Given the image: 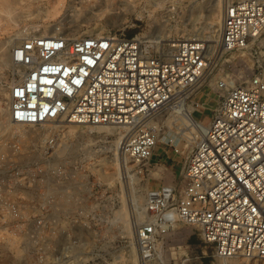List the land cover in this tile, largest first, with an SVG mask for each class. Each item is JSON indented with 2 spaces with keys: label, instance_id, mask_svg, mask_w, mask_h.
I'll return each instance as SVG.
<instances>
[{
  "label": "built area",
  "instance_id": "1",
  "mask_svg": "<svg viewBox=\"0 0 264 264\" xmlns=\"http://www.w3.org/2000/svg\"><path fill=\"white\" fill-rule=\"evenodd\" d=\"M68 26L10 40L13 67L0 100V244L23 238L21 252L60 251L61 221L110 220V198L102 194L97 205L93 159L88 168L66 146L62 155L67 126L122 129L120 156L144 173L159 118L187 108L198 125L195 113L209 111L208 122L183 161L181 185L147 190V218L136 227L140 261L168 264L159 246L179 226H192L222 264H264V0H234L223 9L218 48L244 56L250 76L218 77L213 107L209 95L199 96L217 55L205 40L173 37L154 49L152 39L126 28L74 36ZM179 140L167 143L175 155Z\"/></svg>",
  "mask_w": 264,
  "mask_h": 264
},
{
  "label": "rangeland",
  "instance_id": "2",
  "mask_svg": "<svg viewBox=\"0 0 264 264\" xmlns=\"http://www.w3.org/2000/svg\"><path fill=\"white\" fill-rule=\"evenodd\" d=\"M231 1L234 0H0V100L7 96L6 85L13 67L10 61L12 36L23 32L44 34L66 23L74 26L70 28L74 36L126 28L128 34L138 32L152 40H160L156 39L159 32L165 40L173 37L205 40L211 48H215L217 55L213 62L214 70L199 96L203 101L205 94L209 95L208 107H213L216 104L214 88L218 77L240 82L250 76V63L244 56L226 54L218 48L222 12ZM101 2L113 7L123 3L126 8L124 11L105 8L102 13L93 10ZM5 8L9 11H4ZM90 9L95 13L91 18L85 16ZM188 110H178L179 114L175 117L164 114L159 118L158 145L144 173H140L131 159L120 156L119 143L128 134L122 129L108 124L67 126L64 138H61L62 155L63 146H66L64 151L71 153V160L78 159L82 166L88 168L93 159L101 183L97 188V205L100 208L104 200L101 195H107L112 203L111 218L107 222L100 219L61 221L60 251L21 252L17 249L23 238H9V242L0 244V264H142L136 227L147 218V190L162 183L181 185L183 161L193 148L198 135L196 131L208 122L209 111L195 113L202 123L198 125L190 118ZM16 130L33 131L18 126ZM174 137L180 139V155H175L167 144ZM106 170L108 175L104 177ZM81 224L85 228H81ZM201 250L210 264H222L212 257L213 249L202 244L192 226H179L159 246L158 255L168 264H181L186 257L190 258L186 264H198L201 260L197 259L201 254L198 251Z\"/></svg>",
  "mask_w": 264,
  "mask_h": 264
},
{
  "label": "bare ground",
  "instance_id": "3",
  "mask_svg": "<svg viewBox=\"0 0 264 264\" xmlns=\"http://www.w3.org/2000/svg\"><path fill=\"white\" fill-rule=\"evenodd\" d=\"M5 10H8V11H9L8 8H5L4 11H5ZM90 10H91V9H90ZM93 10H97L98 12H101V13H102L103 11H105V9L103 10V7H96V8H94ZM93 10L88 11V12L86 13L85 16H87V17L89 16V18H91V17H90L91 15H94V16H95V13H94ZM98 12H97V13H98ZM70 15H71V14H70ZM85 18H86V17H85ZM89 18H88V19H89ZM92 18H93V17H92ZM75 20H76V19H75ZM70 21H72V20H70ZM73 21H74V20H73ZM214 23H215V22H214ZM217 24H218V23H217ZM71 26H72V25L68 26L69 30H71V29H70ZM47 27L49 28V26H47ZM47 27H46V29H47ZM72 27H74V26H72ZM213 32L215 33V31H213ZM48 33H49V32H48ZM48 33H44V34H48ZM44 34H39V35H44ZM215 35L217 36V34H215ZM157 38H159L160 40H153V48H154V49H157L158 47H160V45L162 44V41L165 40V39H163V35L160 36V32H159V36H156V39H157ZM142 41H143V42H147V39H143ZM10 61H11V58H10ZM5 99H6V96L2 98L3 101H5ZM177 114H179V113H177ZM174 117H175V116H174ZM174 122H175V120L173 121V123H174ZM204 128H205V127L200 128L198 132L196 131V133H198L199 135H201V134L203 133V131H204ZM69 139H70V138H69ZM103 175H104V174H103ZM117 176H118V178L120 177L119 174H118ZM104 177H106V175H104ZM122 179H124V178H123V175H122Z\"/></svg>",
  "mask_w": 264,
  "mask_h": 264
},
{
  "label": "crops",
  "instance_id": "4",
  "mask_svg": "<svg viewBox=\"0 0 264 264\" xmlns=\"http://www.w3.org/2000/svg\"><path fill=\"white\" fill-rule=\"evenodd\" d=\"M198 252L201 253V251H198ZM197 259H201V260L198 261L199 262L198 264H210L209 260L207 258H205V256H203L201 254L198 255Z\"/></svg>",
  "mask_w": 264,
  "mask_h": 264
}]
</instances>
